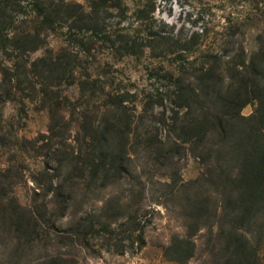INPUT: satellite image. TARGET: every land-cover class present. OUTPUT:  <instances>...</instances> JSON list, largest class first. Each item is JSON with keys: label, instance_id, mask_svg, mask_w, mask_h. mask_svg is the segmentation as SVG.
Returning <instances> with one entry per match:
<instances>
[{"label": "trees", "instance_id": "obj_1", "mask_svg": "<svg viewBox=\"0 0 264 264\" xmlns=\"http://www.w3.org/2000/svg\"><path fill=\"white\" fill-rule=\"evenodd\" d=\"M30 7L31 28L7 36L0 26V102L23 107L34 93L48 121L37 136L14 135L4 143L0 264H76L73 256L80 250L136 252L146 243V193L169 213L171 204L183 228L162 247L166 260L264 264V31L257 32V46L249 52L243 47L232 55L201 50L196 63L188 56L197 33L178 43L184 60L165 70V90H156L163 104L158 122L139 125L122 93L114 97L97 85L86 56L78 59L63 48L56 56L25 58L39 48L40 28L53 29L61 20L69 29L96 28L92 8L84 12L63 0H32ZM239 19L257 17L247 13ZM29 21L24 15L20 23ZM119 32L104 31L112 48L129 56L143 52L136 37ZM62 84L76 86V101L83 102H72L66 93V107L59 98ZM97 89L113 104L100 114L89 107ZM249 103L254 109L244 115ZM25 156L39 163L29 171L33 187L21 202L14 188L26 182ZM188 158L199 171L184 180L182 161Z\"/></svg>", "mask_w": 264, "mask_h": 264}, {"label": "rangeland", "instance_id": "obj_2", "mask_svg": "<svg viewBox=\"0 0 264 264\" xmlns=\"http://www.w3.org/2000/svg\"><path fill=\"white\" fill-rule=\"evenodd\" d=\"M32 0H0V26H3L7 36L21 28L27 30L33 26L34 14L30 10ZM54 3L61 0H50ZM81 5L87 12L92 8V18L98 25L82 26L81 29L68 28V22L60 21L54 28H40L39 48L27 52L25 58L34 59L43 54L56 56L63 48L71 50L78 59L94 65V77L97 85H103L104 91L111 95H123L124 104L128 107L134 123L156 124L157 112L163 104L159 103L157 88L165 90L167 76L165 70L184 60L178 56L176 49L179 44L188 39L192 33H197L191 39L188 60L200 61L201 50H210L219 54L232 55L241 47L246 52L257 46L256 34L264 31V0H63ZM111 5H114L113 7ZM247 13H252L257 20L240 21ZM24 15L30 20L20 23ZM105 30L120 31L131 35L142 43L143 52L136 55H125L121 50L112 48L110 40L104 35ZM165 35L167 40L158 39L156 34ZM122 34V35H123ZM192 50V51H191ZM184 52V51H183ZM188 53V52H187ZM10 55L4 54L8 59ZM39 80L36 83V86ZM26 84V83H25ZM59 98L66 107L63 99L66 93L71 101L78 98L76 86L59 88ZM27 92V91H24ZM104 96L100 89L94 93V103L90 102L93 110L99 109V114L106 104L113 105L109 97ZM26 106L9 101L0 102V169L7 166L8 144L14 135L32 138L44 132L48 117L44 103L37 99L34 93L28 96ZM82 99L79 103H82ZM78 103V104H79ZM254 104L243 107L242 113L249 115ZM168 114V111H166ZM98 113H92V115ZM2 138L4 140H2ZM2 144L5 145L2 147ZM23 163L27 177L29 171L38 166V159L25 156ZM182 178L187 180L198 174L199 164L192 158L184 160ZM33 182L29 177L20 180L14 188L15 195L25 202ZM105 191H108L106 189ZM171 203V202H170ZM144 205L147 212L148 224L145 226V245L132 252L117 254L101 250L100 255H93L83 250L76 251L73 256L76 264H177L162 256V247L167 244L174 232L182 233L179 220H176L170 204V213L163 204H156L150 193H146ZM128 243L127 240H124ZM136 245V244H135ZM264 258V246L262 250ZM193 264H199L198 260Z\"/></svg>", "mask_w": 264, "mask_h": 264}]
</instances>
